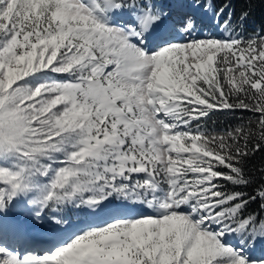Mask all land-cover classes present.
Listing matches in <instances>:
<instances>
[{
    "label": "snow or ice",
    "instance_id": "1",
    "mask_svg": "<svg viewBox=\"0 0 264 264\" xmlns=\"http://www.w3.org/2000/svg\"><path fill=\"white\" fill-rule=\"evenodd\" d=\"M256 2L0 0V264H264Z\"/></svg>",
    "mask_w": 264,
    "mask_h": 264
},
{
    "label": "trees",
    "instance_id": "2",
    "mask_svg": "<svg viewBox=\"0 0 264 264\" xmlns=\"http://www.w3.org/2000/svg\"><path fill=\"white\" fill-rule=\"evenodd\" d=\"M242 7H246L243 3H236L235 8L237 13L240 11ZM264 24V3L256 2L251 5V15L247 24L248 31H252L253 29H257ZM242 115V113H217L212 117V120L216 122L217 126L221 124L231 123L236 117ZM243 115H247V113H243ZM259 158H257V162ZM255 207V205H253Z\"/></svg>",
    "mask_w": 264,
    "mask_h": 264
}]
</instances>
